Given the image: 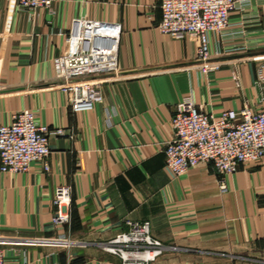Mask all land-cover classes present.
<instances>
[{
  "label": "crops",
  "instance_id": "1",
  "mask_svg": "<svg viewBox=\"0 0 264 264\" xmlns=\"http://www.w3.org/2000/svg\"><path fill=\"white\" fill-rule=\"evenodd\" d=\"M161 1L56 0L28 12L0 0V125L31 109L72 135L51 137L49 172L40 163L0 171L6 264H121L102 243L127 221H149L171 247L149 264H264V158L225 176L200 163L173 178L164 152L185 98L215 116L246 102L264 108V0H246L229 31L211 35L222 65L207 74L194 66L195 37L159 32ZM250 9L260 21H250ZM78 17L120 25L119 75L104 83L102 103L73 112L57 77ZM60 185L70 187V220L56 225Z\"/></svg>",
  "mask_w": 264,
  "mask_h": 264
},
{
  "label": "built area",
  "instance_id": "2",
  "mask_svg": "<svg viewBox=\"0 0 264 264\" xmlns=\"http://www.w3.org/2000/svg\"><path fill=\"white\" fill-rule=\"evenodd\" d=\"M55 1L16 0V4L20 10L34 12L41 8L51 10ZM246 5V0H162V18L157 28L162 34L195 37L194 66L207 74L222 65V61L212 57L211 35L227 33L232 12L249 8ZM249 15L251 22L261 20L258 11L250 9ZM120 34V25L114 23L82 17L73 20L69 50L64 57L65 71L57 77L73 112L89 111L103 102L104 83L119 75ZM224 49L227 50L223 45L221 51ZM171 124L173 137L165 143L164 152L166 168L173 178L185 176L200 163L212 164L218 174L225 176L236 173L243 164L264 158V108L256 109L248 102L241 109L224 110L215 116L185 98L176 106ZM52 136L72 137L62 127L39 122L34 110L16 111L9 123L0 125V171L26 173L34 163H40L43 171L49 172ZM227 189L222 181L220 190ZM54 206L52 223L67 224L70 187H57ZM127 224L126 230L102 243L106 251L120 257L121 264H149L171 248L152 236L149 221ZM0 264H6L1 245Z\"/></svg>",
  "mask_w": 264,
  "mask_h": 264
}]
</instances>
